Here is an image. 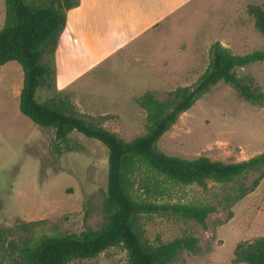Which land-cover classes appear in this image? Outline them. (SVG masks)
I'll return each mask as SVG.
<instances>
[{"label":"rangeland","instance_id":"1","mask_svg":"<svg viewBox=\"0 0 264 264\" xmlns=\"http://www.w3.org/2000/svg\"><path fill=\"white\" fill-rule=\"evenodd\" d=\"M263 1L129 0L115 13L105 3L92 11L90 20L103 31L116 24L113 16L123 21L136 17L141 25L158 17V25L135 41L117 44L106 57H95L85 45L56 48L53 83L39 88L37 99L61 97L80 116L131 140L145 131L146 122L134 99L147 90L163 99L176 86L194 85L209 63L212 43L235 54L264 49V35L247 13L248 5ZM4 19L5 0H0V28ZM235 73L251 77L264 94V62ZM22 77L16 61L0 66V229L5 230L0 264H12L21 247L41 236L97 228L107 185V149L101 142L72 131L70 149L60 143L58 155L54 130L19 111ZM157 147L183 158L205 155L236 162L252 157L264 151V99L253 104L232 85L219 82L178 116ZM256 176L252 172L227 185L208 182L206 188L168 185L169 195L151 200L209 203L216 211L206 217V226L173 212L143 214L138 218L143 238L153 245L181 236L198 240L197 252L181 251L168 264H246L234 262L233 252L238 242L264 236V178L228 208L224 197L237 193L240 182L249 186ZM134 188L147 197L141 181ZM67 264H128V256L116 245Z\"/></svg>","mask_w":264,"mask_h":264},{"label":"trees","instance_id":"2","mask_svg":"<svg viewBox=\"0 0 264 264\" xmlns=\"http://www.w3.org/2000/svg\"><path fill=\"white\" fill-rule=\"evenodd\" d=\"M79 0H5V19L0 28V66L16 61L23 72L19 92V111L42 128H52L60 155L70 149L69 133L76 131L96 139L107 149V185L102 203V220L97 228L86 227L80 233L44 235L21 247L12 264H67L74 259L92 258L109 247L120 245L128 264H168L181 251L197 252L198 240L181 236L156 245L141 234L138 218L143 214L173 212L194 219L202 226L216 211L209 203H156L151 200L169 195L168 185L196 184L206 188L208 182L227 185L249 173H257L249 186L240 182L238 192L224 197V207L240 200L264 178V151L244 160L231 162L200 155L183 158L168 155L157 147L158 139L175 123L178 116L219 82L232 85L253 104H261L264 94L251 77H239L235 69L264 62V49L235 54L218 41L210 46L211 57L194 85L176 86L159 99L151 90L136 97L145 112V131L124 140L112 131L80 116L72 104L61 97L37 99L39 88L51 86L54 77V52L66 23V11ZM247 13L255 29L264 35V1L250 4ZM61 143V144H60ZM141 181L147 197L136 194L134 185ZM24 222L28 226L30 223ZM5 230L0 229V243ZM234 262L264 264V236L238 242Z\"/></svg>","mask_w":264,"mask_h":264},{"label":"crops","instance_id":"3","mask_svg":"<svg viewBox=\"0 0 264 264\" xmlns=\"http://www.w3.org/2000/svg\"><path fill=\"white\" fill-rule=\"evenodd\" d=\"M128 1L129 0H79L77 6L66 11V23L60 33L56 48L69 44L70 46L75 44L85 45L92 54H95V57H106L116 49L115 46H117V44L119 46L122 42L129 43L135 41L140 35L147 33L154 26L158 25V17L141 25L137 24L138 19L136 17L123 21L117 16H113L112 19L116 20V24H112L108 30L104 31L90 23L92 11L104 6L105 3H107L115 13L121 5L124 7ZM136 2H138V0H136ZM122 8L120 7L119 9L122 10Z\"/></svg>","mask_w":264,"mask_h":264}]
</instances>
